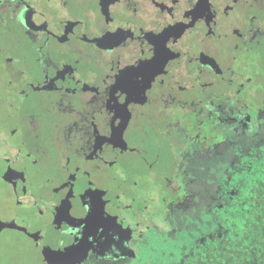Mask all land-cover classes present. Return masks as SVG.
<instances>
[{
  "label": "flooded vegetation",
  "instance_id": "1",
  "mask_svg": "<svg viewBox=\"0 0 264 264\" xmlns=\"http://www.w3.org/2000/svg\"><path fill=\"white\" fill-rule=\"evenodd\" d=\"M262 49L264 0H0L5 234L36 246L32 264H135L136 234L149 236L144 225L153 220L161 232L192 235L188 259L217 245L241 199L239 178L264 149V90L258 79L240 86ZM230 58L235 75L226 70ZM25 64L27 79H16ZM162 110L179 117L180 130L170 134L186 155L173 146L156 182L147 180V212L137 200L130 213L110 177L137 166L134 129L161 121ZM33 148L47 149L42 192L30 184L41 175L31 167ZM16 198L27 219L15 218ZM136 220L139 228L123 226Z\"/></svg>",
  "mask_w": 264,
  "mask_h": 264
},
{
  "label": "snow or ice",
  "instance_id": "2",
  "mask_svg": "<svg viewBox=\"0 0 264 264\" xmlns=\"http://www.w3.org/2000/svg\"><path fill=\"white\" fill-rule=\"evenodd\" d=\"M227 13H225L226 15ZM47 28V24L45 23L42 28L38 27L36 29L37 32L44 31ZM48 35H51V32H48ZM35 39V38H33ZM257 47H260L257 45ZM235 58H230L229 65L227 66V71H229L230 75H235L237 69L232 68L231 64ZM191 62V61H189ZM0 63H3L0 61ZM12 58L7 59V64L12 65ZM54 67V65H53ZM258 69V70H257ZM27 70V65L25 64L23 67L17 66L15 68V78L16 79H27L25 76V71ZM248 75L242 76L241 79V87L244 83H248L249 85L253 84L254 79H258L261 89L264 90V49L261 50V59L256 63H253L248 67ZM29 85L31 81H28ZM179 91H184L183 88H179ZM22 96L26 95L21 92ZM11 107V105H10ZM23 107V106H22ZM168 105L165 104L164 108L167 109ZM161 121L159 122H151L148 125L144 126L140 129H134V137L133 144L130 151L134 154L137 160V166L135 168H126L122 167V174L120 176L112 175L110 177L111 183L115 184L117 188L121 190V192L125 195L128 204L125 206V210L128 212L133 211V205L137 203V200L140 201V205L138 211L147 212V205L144 202L145 197L142 195L147 188V180L151 179L153 182H156V178L160 175V169L164 167L165 162L170 160L171 154L173 152V146H175L176 153L180 155L182 158L186 155V153L181 152L182 144L180 139H174L171 136V129L175 128L180 130L179 117L176 119H171L170 117H166L164 115L163 110L160 113ZM2 130V128H0ZM33 132L36 133L35 139H39L38 133V125L33 124ZM15 135V132L12 133ZM180 137H183L182 131L180 132ZM33 151L37 152V155L31 161V167L34 170H37L41 173L39 177H34L31 183H40L41 188L37 190V192L44 191V185L50 183V177L46 174V169L44 165H46V155L47 149L45 148H33ZM3 163V161H0ZM111 167V165H110ZM79 171V169H76ZM155 172V176L151 174ZM134 177H140V179H134ZM22 178V177H21ZM9 177L0 172V183L8 180ZM74 179V177H73ZM227 179L231 180L229 176ZM239 183V181H238ZM13 188L15 189V183L13 182ZM241 186H243L241 184ZM60 186H57L55 190L52 191L51 194H55V191L59 190ZM135 190V191H132ZM22 194L27 197L28 189L21 187ZM36 195V193H33ZM47 199V195L44 196ZM115 199L119 200L120 196L117 195ZM19 209L17 212L16 210ZM7 207L4 203L2 197H0V218H2L7 213ZM12 211L15 213V218L23 217L27 219L29 216L28 209L21 203L19 198H16L12 201ZM57 213L60 212V209H56ZM40 216H43V211H39ZM135 214V213H133ZM149 220H153L152 217L148 218ZM13 221H9V225ZM140 220H136L133 224L128 225L124 224L125 228L135 229L140 227ZM169 223H172L169 221ZM155 221L151 225L145 224L144 227L147 229L152 227V231L149 236H145L141 233H137L139 239L142 241V244L139 248H136L137 253H143L142 256L134 255L132 252H129V255L134 260L135 264H163L165 261H170L172 259L171 256V248H167L168 255H165V244L170 245H179L177 251L182 254L178 259L175 260L174 264H182V262L188 259V253L183 251L185 247L182 243L177 240L176 231L172 228L167 229L166 232H161L158 228H155ZM6 225L0 219V264H32V262L27 258L31 251L35 250V245L29 247L27 245H22L19 242L18 238H9L8 235L5 234L4 229ZM24 230L23 224H21L20 229L18 231ZM37 235L41 229H37ZM125 239H129L133 237V231H128L124 233ZM13 240L15 242H13ZM41 241L37 240V244ZM133 247H135L136 241L135 239L131 240Z\"/></svg>",
  "mask_w": 264,
  "mask_h": 264
},
{
  "label": "rangeland",
  "instance_id": "3",
  "mask_svg": "<svg viewBox=\"0 0 264 264\" xmlns=\"http://www.w3.org/2000/svg\"><path fill=\"white\" fill-rule=\"evenodd\" d=\"M239 179L243 185L240 186L241 199L234 205L233 220L224 223L222 239L215 246L201 247L195 257L182 264H264V149L259 152L252 171ZM10 188L14 190L12 185ZM176 237L180 243L188 245L192 235L181 232ZM178 247L166 241L165 255L167 248H171L172 259L163 264L174 263L181 253ZM142 255L139 253L138 257Z\"/></svg>",
  "mask_w": 264,
  "mask_h": 264
},
{
  "label": "water",
  "instance_id": "4",
  "mask_svg": "<svg viewBox=\"0 0 264 264\" xmlns=\"http://www.w3.org/2000/svg\"><path fill=\"white\" fill-rule=\"evenodd\" d=\"M5 203V202H4ZM5 205H6V203H5Z\"/></svg>",
  "mask_w": 264,
  "mask_h": 264
}]
</instances>
